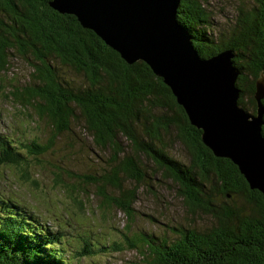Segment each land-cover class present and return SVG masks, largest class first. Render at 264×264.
Segmentation results:
<instances>
[{
    "label": "trees",
    "instance_id": "trees-1",
    "mask_svg": "<svg viewBox=\"0 0 264 264\" xmlns=\"http://www.w3.org/2000/svg\"><path fill=\"white\" fill-rule=\"evenodd\" d=\"M49 2L0 0V71L12 58L31 67L28 84L13 85L6 97L32 108L54 130L45 145L16 133L0 137V166L18 167L23 180L30 179L36 166L52 169L53 187L65 190L78 212L88 213L75 195L92 187L89 193L99 202L102 217L116 209L129 220L152 170L175 186L189 213L208 215L214 224L205 229L171 226L173 238L166 229L140 238L125 236L138 257L129 264H264L262 195L249 189L230 160L215 157L202 143L201 131L144 62L127 64L75 16L56 12ZM177 11L200 58L232 51L240 72L238 104L255 114L254 84L264 75V0H244L231 31L220 34L210 0H181ZM261 103L264 109V98ZM71 123L80 130L70 138L72 152L86 139L92 154L106 153L98 171L82 175L41 164L53 140L72 133ZM261 134L264 138V124ZM177 144L185 148L186 161L173 155ZM33 160L37 164L31 166ZM30 181L37 187L36 180ZM47 223L21 200L0 197V264H80L104 250L125 249L115 241L94 245L89 233L68 239L57 218L53 225ZM69 253L77 258H68Z\"/></svg>",
    "mask_w": 264,
    "mask_h": 264
},
{
    "label": "water",
    "instance_id": "water-1",
    "mask_svg": "<svg viewBox=\"0 0 264 264\" xmlns=\"http://www.w3.org/2000/svg\"><path fill=\"white\" fill-rule=\"evenodd\" d=\"M181 0H50L60 14L75 16L127 64L144 62L171 90L202 143L230 160L264 201V75L255 81L256 113L238 104L240 72L231 50L200 58L192 36L177 21Z\"/></svg>",
    "mask_w": 264,
    "mask_h": 264
},
{
    "label": "rangeland",
    "instance_id": "rangeland-1",
    "mask_svg": "<svg viewBox=\"0 0 264 264\" xmlns=\"http://www.w3.org/2000/svg\"><path fill=\"white\" fill-rule=\"evenodd\" d=\"M243 1L210 0L216 33H226L231 29L234 25L236 11ZM30 72L31 67L21 58H12L7 69L0 71V137L16 133L15 136L22 135L27 140L36 139L45 145L54 132L52 126L37 116L32 108L21 106L6 97L14 89L13 85L19 87L28 84ZM71 128L72 133L67 134L69 132L67 131L53 140L54 147L49 155L42 159L41 164L49 166L47 164L51 163L82 175L92 171L96 172L105 166L106 153L95 150L92 154L88 148L90 144L86 139L84 142H78L73 152L70 150V138L77 136L80 132L76 123H71ZM173 155L181 161H186L188 158L185 148L179 144L173 148ZM44 162H46L45 165ZM62 162L65 164L62 165ZM29 164L32 166L37 163L34 161ZM151 171L149 172L153 177L150 180L147 179L145 186L139 189L138 199L133 205L134 218L132 220L116 209L109 210L102 217L103 213L97 208L99 202L94 199V196L92 197L91 193L94 192L92 187H87L88 192L84 191L75 195L84 201L85 209L88 211L84 214L78 212L67 197L65 190L53 187L52 169L38 166L30 169L29 180L21 178L22 171L18 167L0 166V197L6 198L8 194L21 200L33 209L43 222L48 221L47 224L53 225L57 218L62 232L68 239L80 233H89L94 245L96 241L100 243L115 241L125 248L116 252L104 250L100 254L80 259V264H129L131 260L138 257H136L135 250L127 247L125 236L132 239L136 236L140 238L144 232L154 231L159 234L166 229L169 238H173L171 226L181 224L205 229L214 224L213 219L208 215L198 213L199 215L193 216L189 213L175 186L160 174ZM31 179L36 180L37 187L31 184ZM149 185L151 188L148 187ZM89 198H92L93 202ZM66 256L70 259L77 258L72 257L71 254Z\"/></svg>",
    "mask_w": 264,
    "mask_h": 264
},
{
    "label": "bare ground",
    "instance_id": "bare-ground-1",
    "mask_svg": "<svg viewBox=\"0 0 264 264\" xmlns=\"http://www.w3.org/2000/svg\"><path fill=\"white\" fill-rule=\"evenodd\" d=\"M256 113V112H255Z\"/></svg>",
    "mask_w": 264,
    "mask_h": 264
}]
</instances>
